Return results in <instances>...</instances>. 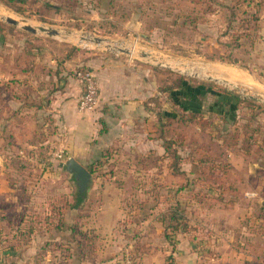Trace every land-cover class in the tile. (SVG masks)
<instances>
[{"label": "rangeland", "instance_id": "1", "mask_svg": "<svg viewBox=\"0 0 264 264\" xmlns=\"http://www.w3.org/2000/svg\"><path fill=\"white\" fill-rule=\"evenodd\" d=\"M3 15L72 34H31L6 23ZM66 54L70 62L63 64ZM106 66L114 81L110 92H129L125 102H142L146 114L137 128L147 146L134 152L114 146L104 151L109 158L90 165L114 177L96 181L91 195L85 192L94 206L85 208L84 216L110 198L125 211L129 202L149 199L139 189L159 183L162 199L167 197L163 208L178 202L189 220L201 264H264V0H0V101L31 91L33 100H51L53 110L67 84L77 82L79 68L96 74ZM227 70L238 78L224 74ZM33 110L26 116L42 114ZM58 118H49L51 139ZM58 142H49L44 170L69 176L58 162L66 161L67 153L54 155ZM33 165L30 170L42 169ZM139 171L143 175L136 178ZM65 178L49 180L48 186L61 192L50 203L73 204L59 190L78 193L74 179ZM106 185L110 194H101ZM121 231L127 227L114 233ZM96 237L93 247L106 243L101 233ZM116 241L128 244L121 237Z\"/></svg>", "mask_w": 264, "mask_h": 264}, {"label": "crops", "instance_id": "2", "mask_svg": "<svg viewBox=\"0 0 264 264\" xmlns=\"http://www.w3.org/2000/svg\"><path fill=\"white\" fill-rule=\"evenodd\" d=\"M67 62L70 60L63 64ZM96 77L99 82V104L95 112L85 113L87 119H83V113L77 111V100L81 92L78 81L67 84L63 97L59 96L52 103L54 111L47 107L41 110L40 116H26L34 108L22 106V101L12 95L0 101V264H122L121 255L126 250L135 255L140 264L203 263L204 257L201 259L194 235H190L189 231H184L180 226L167 229L168 237L164 236V226L168 222L163 220V215L169 206H162L163 191L159 183L148 190L139 189L140 195L146 194L154 203L148 204L149 199L143 198L136 204L134 200L128 203L124 211L117 198H110L98 205L99 208L94 211L96 217L93 211L89 217L84 216V209L94 204L89 202L90 198L84 197L76 204L77 194L71 196L72 188L68 192L66 188L59 189L62 197L70 195L69 202L72 205L66 207L57 201L50 203L52 197L61 195V192H54L48 186L49 180L52 177L70 178V175L62 171L44 170L50 158H42L39 151L48 149L53 139L60 140L55 143L59 148L54 155L62 151L67 153V158L72 157L88 168L97 159L109 158H103L104 151H110L114 146H128L132 152L147 146L141 129L137 128L140 117L146 114L142 102H125L124 96H130L129 92H110V86L114 84L113 79H110V66L99 69ZM30 83L33 81L30 80ZM138 95L140 98V93ZM145 97L143 94L141 99ZM49 112L63 120H56L59 128L52 139L49 118L45 117ZM143 131L146 133L145 129ZM40 133H43V138L38 140ZM25 147L28 148L27 155L23 154ZM58 162L60 165L61 160ZM33 163L42 169L30 170ZM22 165L27 167L21 168ZM91 175L93 184L89 195L96 189V181H110V177H114L110 173L97 171ZM134 175L139 178L143 172H135ZM99 189L101 194H110V186ZM151 194L152 197H149ZM154 194H159L158 203ZM146 210L149 212L146 213ZM124 213L127 214L126 219L121 218ZM187 222L189 224V220ZM121 226L127 227L129 232L121 231L116 235L114 231ZM114 228L116 230L113 231ZM84 231L89 233L87 237ZM132 231H135V236ZM99 233L106 238V243L93 247ZM119 237L128 239V244H117ZM215 241L219 244L220 238ZM137 242L143 246L142 250L134 249ZM86 243L93 244L85 247ZM219 247L222 248L218 245L216 249ZM106 255L110 256L105 258Z\"/></svg>", "mask_w": 264, "mask_h": 264}, {"label": "trees", "instance_id": "3", "mask_svg": "<svg viewBox=\"0 0 264 264\" xmlns=\"http://www.w3.org/2000/svg\"><path fill=\"white\" fill-rule=\"evenodd\" d=\"M5 1H7L8 3H11L12 1L23 2L24 0H5ZM68 58H69L68 54H66V59H64V60L65 61L69 60ZM79 70H83V69L79 68ZM6 84L8 85L9 82L6 83ZM29 92L26 91V92L21 93L19 95H14L13 97H15L16 99H20V101H22V106L32 107L35 110H43V109H45V108H47V107H49L51 105V100H48V99L44 100V96H43V98L41 100L42 103H41L40 100L39 101L33 100L31 98V94L32 93H31V91H29ZM45 117L51 119L52 118V113L49 112L48 114L45 115ZM50 119H48L49 123H50ZM42 138H43V133H40L39 136H38V140H41ZM40 148H42V147H40ZM47 150H48L47 148H44L43 150L41 149L39 151V156H41L42 158H45L46 157L45 153L47 152ZM173 167H174V165L172 164V168ZM89 171L91 173L95 172L92 169V167H90ZM153 197L157 200V203H158L159 194H154ZM166 198L167 197L165 196L163 200L167 201ZM82 199H83V194L77 193V199H76L75 203L79 204L82 201ZM163 220H166L168 222V224L166 226H164L163 234H164L165 237H168L167 229H177L178 227L181 226L184 231H189L190 227H191L189 224H187V220L181 216L180 205H179L178 202L174 206H170V207L167 208L166 214L163 215ZM135 245L136 246H134V249H136L137 251L143 249V246L139 242L135 243ZM197 251H199V250H197ZM209 254L211 255V254H213V252H210ZM132 259L134 261V264H137V260H136L137 258L135 257V255L133 256Z\"/></svg>", "mask_w": 264, "mask_h": 264}, {"label": "water", "instance_id": "4", "mask_svg": "<svg viewBox=\"0 0 264 264\" xmlns=\"http://www.w3.org/2000/svg\"><path fill=\"white\" fill-rule=\"evenodd\" d=\"M2 18L6 23L13 26H19L23 31L31 34L42 33L49 37L66 35L70 36L72 34V32H65L60 29H55L43 25H34L27 18H13L9 15H3ZM79 37V39L82 41L87 40L83 36ZM60 166H63L66 172L69 173L70 177L74 179V185L76 186L77 192L79 194L84 195L85 192L89 191V186L92 183V175L82 164L78 163L74 158L69 157L66 161L61 162Z\"/></svg>", "mask_w": 264, "mask_h": 264}, {"label": "built area", "instance_id": "5", "mask_svg": "<svg viewBox=\"0 0 264 264\" xmlns=\"http://www.w3.org/2000/svg\"><path fill=\"white\" fill-rule=\"evenodd\" d=\"M76 78L80 84L81 92L77 100V108L80 112H93L99 104V85L96 74L89 69L77 70ZM57 157H62L61 153L55 154ZM130 252L122 254V264H134L133 256Z\"/></svg>", "mask_w": 264, "mask_h": 264}, {"label": "bare ground", "instance_id": "6", "mask_svg": "<svg viewBox=\"0 0 264 264\" xmlns=\"http://www.w3.org/2000/svg\"><path fill=\"white\" fill-rule=\"evenodd\" d=\"M218 72V71H217ZM219 72H222V70L221 69H219ZM224 72V74H226V75H228L229 77H231V78H238V76H237V74L236 73H234L233 71H229V70H227V71H223ZM223 74V73H222ZM241 78V77H240ZM244 79H245V76H244Z\"/></svg>", "mask_w": 264, "mask_h": 264}]
</instances>
